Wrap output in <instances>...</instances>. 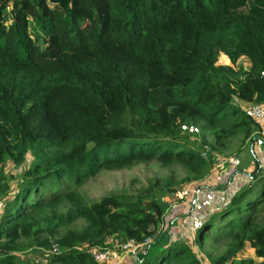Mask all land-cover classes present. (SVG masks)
<instances>
[{"label": "trees", "instance_id": "trees-1", "mask_svg": "<svg viewBox=\"0 0 264 264\" xmlns=\"http://www.w3.org/2000/svg\"><path fill=\"white\" fill-rule=\"evenodd\" d=\"M240 104L264 106V0H0V264H102L80 247L113 236L152 237L121 264H264L259 164L195 232L191 207L169 211L235 137L260 139L262 120ZM29 153L14 189L4 167ZM152 160L185 175L98 200L79 189ZM53 244L45 261L22 258Z\"/></svg>", "mask_w": 264, "mask_h": 264}, {"label": "rangeland", "instance_id": "rangeland-1", "mask_svg": "<svg viewBox=\"0 0 264 264\" xmlns=\"http://www.w3.org/2000/svg\"><path fill=\"white\" fill-rule=\"evenodd\" d=\"M218 64L230 65V62L226 57H224L221 54L218 60ZM235 101H236L235 103H238L237 100ZM240 139H241L240 137H235L232 141V144L228 147V149H226L223 152L225 155L220 158L224 159L225 157L233 154L237 155V151L239 150V148H241ZM252 144H256L255 141H252L251 143H246V145H244V147H242L238 151V157L241 160L240 168L242 169H246L247 166L250 165V163L253 164L252 152L255 151L256 153V150H254L255 145ZM33 160L34 157L32 156L31 153H29L26 158V161L20 167L14 166L11 162L6 163L4 167V172L5 175L7 176V181L12 188L15 189L17 184L20 183L23 170L28 168L30 164L33 162ZM255 167L256 164L254 165V169ZM216 168L217 171L222 170L220 167L219 168L215 167V169ZM184 175H185V171L180 166L165 167L162 166L159 162L152 160L148 162L135 164L129 168L125 167L121 169H103L99 171L96 175L87 179L85 183L79 187V189L85 194H87L89 198L98 200L101 197L108 195L110 193H120V192L134 193L138 189L142 187H147L151 182H153L156 179H160L162 177L171 176L174 181H177ZM193 185L194 187L196 186L195 184ZM257 193H258V188H255L253 190V194H257ZM171 198L172 196L169 197V199ZM177 205L178 204H176V206ZM1 211L2 209H0V213ZM81 225H83V222L78 221L75 226L81 227ZM44 254H46V256H44L46 258L49 255L48 252L46 253L44 252ZM29 256L31 255L26 253L25 255L22 256V258L28 259ZM237 256L238 258L252 256V249L251 251L244 249Z\"/></svg>", "mask_w": 264, "mask_h": 264}, {"label": "crops", "instance_id": "crops-1", "mask_svg": "<svg viewBox=\"0 0 264 264\" xmlns=\"http://www.w3.org/2000/svg\"><path fill=\"white\" fill-rule=\"evenodd\" d=\"M222 55L226 57L224 54ZM240 105L248 106L249 104H245V105L240 104ZM262 124H263L262 130H264V119L262 120ZM255 143L256 144H252V145H255L254 150H256V153L255 151L252 152L253 164L250 163V165H248L246 169L240 168L241 160L238 157V153H237V157L240 160V164L236 168V171L233 172L231 171L232 169L228 168L227 166H222L223 167L222 168L216 164L215 167H218V168L220 167L222 170L217 171V168L215 169L214 167L210 171V174L208 175V177H206L203 180V182L200 183L201 188L199 190H196L197 191L196 194H192L187 200L183 201L184 203H186L185 208H175L177 207L176 204H180L183 202H179V201L173 202V199L172 198L170 199L169 201L170 202V205H169L170 214H172V216L174 215L178 216V215L184 214L185 209L188 208L189 206L191 207L190 208V212H191L190 222H191L193 216H196L200 219L201 216L210 214L213 212L215 208L221 207L224 204H226L231 198L232 194L235 191H237L243 184L248 182L249 176L254 170V165L259 164V166H261L264 164V136L260 137V139H257ZM244 145H246V143L241 145V148L244 147ZM219 186L223 187L219 191H215V190L210 191L209 189L205 190V188L207 187L213 188V187H219ZM190 232L192 233L191 227H190ZM177 234L181 236V232H177ZM119 239L120 237L113 236V237L108 238L106 240V243L110 241H114V240H119ZM245 249L251 251V249L249 248H245ZM31 256L34 257L36 260H42V261L46 260V257H44L46 256V254L44 253L40 254L39 252H36L34 255H31ZM257 261L259 260L257 259Z\"/></svg>", "mask_w": 264, "mask_h": 264}, {"label": "built area", "instance_id": "built-area-1", "mask_svg": "<svg viewBox=\"0 0 264 264\" xmlns=\"http://www.w3.org/2000/svg\"><path fill=\"white\" fill-rule=\"evenodd\" d=\"M245 114L256 120L264 119V106L260 104H250L248 106H243ZM182 130L187 131L190 134H197L199 130L195 126H182ZM258 137L264 136V130L257 133ZM206 149V148H205ZM205 154V152H203ZM240 164V160L237 155L233 154L222 159L217 165L227 166L231 169H236ZM258 175L264 177V164L259 166ZM197 189L194 187L193 183L189 184L183 188L176 190L172 194V199L174 201L183 202L187 200L192 194H196ZM4 206V202L0 201V209ZM202 226L201 220L193 216L191 220V231L195 232ZM152 241V237H147L143 241L138 242L133 239L126 240H114L107 242L104 247H86L81 246V250H85L88 252L92 259L97 263L102 264H121V262L125 259L135 260V256L137 252L146 246L148 243ZM59 248L56 244H53L48 250V253L53 255L59 252Z\"/></svg>", "mask_w": 264, "mask_h": 264}, {"label": "water", "instance_id": "water-1", "mask_svg": "<svg viewBox=\"0 0 264 264\" xmlns=\"http://www.w3.org/2000/svg\"><path fill=\"white\" fill-rule=\"evenodd\" d=\"M139 263H140V261L137 260L136 262H134V263H132V264H139Z\"/></svg>", "mask_w": 264, "mask_h": 264}]
</instances>
